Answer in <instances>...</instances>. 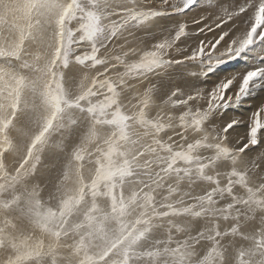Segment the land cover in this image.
Returning <instances> with one entry per match:
<instances>
[{
    "label": "snow or ice",
    "instance_id": "6c2138e0",
    "mask_svg": "<svg viewBox=\"0 0 264 264\" xmlns=\"http://www.w3.org/2000/svg\"><path fill=\"white\" fill-rule=\"evenodd\" d=\"M0 264H264V0H0Z\"/></svg>",
    "mask_w": 264,
    "mask_h": 264
}]
</instances>
